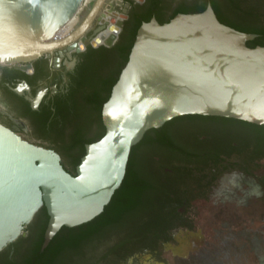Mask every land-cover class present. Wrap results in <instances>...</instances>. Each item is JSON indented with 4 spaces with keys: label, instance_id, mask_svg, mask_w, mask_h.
<instances>
[{
    "label": "water",
    "instance_id": "95a60500",
    "mask_svg": "<svg viewBox=\"0 0 264 264\" xmlns=\"http://www.w3.org/2000/svg\"><path fill=\"white\" fill-rule=\"evenodd\" d=\"M82 2L0 0V66L31 72L33 63L45 58L58 68L65 57L72 60L89 47H114L136 0H96L70 35L52 40L79 14ZM257 37L221 22L211 4L165 24L156 17L144 22L104 104L106 134L86 145L76 176L65 169L58 152L0 123V251L26 234L43 207L49 222L42 250L63 227L100 216L125 179L133 147L176 117L264 125V47L248 46ZM42 97L31 100L34 110ZM177 240L179 245L168 243L166 251L187 256L191 243Z\"/></svg>",
    "mask_w": 264,
    "mask_h": 264
},
{
    "label": "flooded vegetation",
    "instance_id": "af4514ba",
    "mask_svg": "<svg viewBox=\"0 0 264 264\" xmlns=\"http://www.w3.org/2000/svg\"><path fill=\"white\" fill-rule=\"evenodd\" d=\"M131 4L130 13L155 7L165 18L177 11L194 13L206 10L211 4L213 8L217 6L218 14L226 21L246 28L263 25L261 17L264 0H240L239 9L233 8L230 0H145L143 3L136 0ZM84 53L73 54L72 60L65 57L58 68L54 60H48L49 64L45 69L47 78L36 81L34 74L37 61L33 63L31 72L17 70L13 65L0 66V123L24 140L34 143V103L31 100L43 93L39 110L44 102L53 107L57 100L67 98L72 75L85 61ZM56 57L55 53L53 58ZM233 120L235 119L183 115L170 120L159 129H152L148 134L143 157L150 158L153 167L161 172L165 181L173 184L162 185V197L168 217L192 226L176 228L174 241L165 243L177 246L180 243L178 238L191 243L193 250L187 256H175L169 251L178 259H188L205 248L207 238L203 230L194 224L200 217L191 211V206L195 201H208L217 191L223 190L219 183L228 170L248 178H256L262 184L260 186L264 187V177L258 175L263 168L264 159L258 157L264 144L260 143L255 134L244 130L241 123ZM40 145L51 148L45 143ZM64 167L73 176L77 175L76 169L66 164ZM181 176L188 178V185H174ZM35 219L36 217L26 227L25 235L0 251V264H34ZM261 219V216L252 218ZM165 245L163 252L166 251ZM163 252H136L118 264H170L164 259ZM147 256L151 258L148 259ZM81 258V253L74 257L64 254L54 264H85Z\"/></svg>",
    "mask_w": 264,
    "mask_h": 264
},
{
    "label": "trees",
    "instance_id": "16d2710c",
    "mask_svg": "<svg viewBox=\"0 0 264 264\" xmlns=\"http://www.w3.org/2000/svg\"><path fill=\"white\" fill-rule=\"evenodd\" d=\"M230 2L233 8L239 9L240 0ZM214 9L221 22L239 31L258 35L248 42L249 47H264V9L261 17L263 25L255 28L226 21L218 14L216 5ZM204 11L201 9L194 13ZM178 14L179 11L165 18L155 7H146L142 12L133 11L114 47H89L83 54L85 61L72 75L68 97L57 100L53 107L44 102L39 110H34L36 137L49 142L51 149L63 159H68L70 167L76 169L86 154V145L98 142L106 134L103 107L129 60L139 28L153 17L165 24ZM36 64L34 80L46 79L48 60L42 58ZM29 112L33 114L32 110ZM233 121L241 123L244 130L255 134L264 144V125ZM150 131L133 147L125 179L100 216L79 227H63L49 246L42 250L49 215L45 207L38 212L34 222V264H54L64 254L74 257L80 253L85 264H118L136 252H163L165 243L174 241L176 228L192 227L189 223L173 221L168 217L162 185L173 184L165 181L150 158L143 157ZM258 158L264 159V149ZM187 179L181 176L174 185H188ZM262 182L264 184V180Z\"/></svg>",
    "mask_w": 264,
    "mask_h": 264
},
{
    "label": "rangeland",
    "instance_id": "374dc122",
    "mask_svg": "<svg viewBox=\"0 0 264 264\" xmlns=\"http://www.w3.org/2000/svg\"><path fill=\"white\" fill-rule=\"evenodd\" d=\"M34 143H50L36 137ZM69 165L68 159H64ZM264 177L263 168L258 173ZM217 191L208 201H195L191 211L200 220L194 224L203 230L207 243L199 254L178 259L163 252L170 264H264V187L256 178L228 170ZM261 216V220H252Z\"/></svg>",
    "mask_w": 264,
    "mask_h": 264
},
{
    "label": "built area",
    "instance_id": "2783aa9c",
    "mask_svg": "<svg viewBox=\"0 0 264 264\" xmlns=\"http://www.w3.org/2000/svg\"><path fill=\"white\" fill-rule=\"evenodd\" d=\"M96 0H83L82 5H81V9L79 14L76 16L77 20L76 23L72 26L69 27V24L71 22H69L66 26H64L63 28H61L52 38V40H60V39H64L66 38L68 35H70L75 29L76 27L79 25V23L81 22V18H80V14L83 13L84 11L88 10L91 8V6L93 5V3Z\"/></svg>",
    "mask_w": 264,
    "mask_h": 264
},
{
    "label": "bare ground",
    "instance_id": "6f19581e",
    "mask_svg": "<svg viewBox=\"0 0 264 264\" xmlns=\"http://www.w3.org/2000/svg\"><path fill=\"white\" fill-rule=\"evenodd\" d=\"M77 18L75 17L73 20H71V23L69 24V27H72L76 23Z\"/></svg>",
    "mask_w": 264,
    "mask_h": 264
}]
</instances>
